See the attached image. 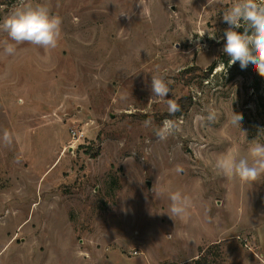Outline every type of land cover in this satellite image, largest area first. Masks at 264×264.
Here are the masks:
<instances>
[{
    "label": "rangeland",
    "instance_id": "374dc122",
    "mask_svg": "<svg viewBox=\"0 0 264 264\" xmlns=\"http://www.w3.org/2000/svg\"><path fill=\"white\" fill-rule=\"evenodd\" d=\"M17 2L0 0V21ZM30 2L62 35L48 51L0 47V136L14 138L0 143V264H264V177L250 188L214 168L264 130V77L222 51L233 0ZM153 74L171 91L149 102ZM208 108L218 120L202 126ZM166 118L181 130L160 141ZM176 190L192 199L184 220L167 214Z\"/></svg>",
    "mask_w": 264,
    "mask_h": 264
},
{
    "label": "clouds",
    "instance_id": "9594fccd",
    "mask_svg": "<svg viewBox=\"0 0 264 264\" xmlns=\"http://www.w3.org/2000/svg\"><path fill=\"white\" fill-rule=\"evenodd\" d=\"M222 20L227 24L220 38L224 41L222 51L229 57L227 66L239 62L243 70L251 64L257 74L264 77V0H233L231 6L223 11ZM0 30L7 33V39L0 40V47L6 55H15L17 45L24 43L48 51L57 48L61 39L62 18L52 14L47 5L33 4L30 0H18L17 5L0 21ZM204 34L202 33L200 37ZM209 37L217 39L216 34ZM170 83L163 76L151 75L152 96L149 102L155 98L163 100L168 97L171 91ZM166 104L170 116L180 111V105L176 100L167 99ZM218 116L216 109L208 108L206 115L198 114L195 120L202 126L210 125L218 120ZM242 120V113L232 110L229 124L242 130ZM152 123L151 119H147L143 125L147 128L151 127ZM180 130V121L166 118L154 129V132L158 140L165 141ZM262 134L264 130H261L256 138L248 141L249 147L245 156H240L231 150L219 154L215 159V170L228 180H238L251 188L261 177H264V143L259 139ZM13 139V135L5 130L0 136V143L11 146ZM182 170L180 165L176 166L177 172ZM164 193L165 189L155 183L152 188L153 197L160 198ZM168 199L170 206L167 214L172 219L177 217L184 220L190 216L192 207L190 196L176 190L168 193Z\"/></svg>",
    "mask_w": 264,
    "mask_h": 264
},
{
    "label": "trees",
    "instance_id": "16d2710c",
    "mask_svg": "<svg viewBox=\"0 0 264 264\" xmlns=\"http://www.w3.org/2000/svg\"><path fill=\"white\" fill-rule=\"evenodd\" d=\"M229 57L226 58V61H228ZM212 68L209 69L208 73L205 75L206 77L209 76V74L211 73ZM204 260V254H202L195 262L194 264H206L205 262H203Z\"/></svg>",
    "mask_w": 264,
    "mask_h": 264
},
{
    "label": "built area",
    "instance_id": "2783aa9c",
    "mask_svg": "<svg viewBox=\"0 0 264 264\" xmlns=\"http://www.w3.org/2000/svg\"><path fill=\"white\" fill-rule=\"evenodd\" d=\"M83 136V133L80 134V136ZM74 138H79V131H73Z\"/></svg>",
    "mask_w": 264,
    "mask_h": 264
}]
</instances>
